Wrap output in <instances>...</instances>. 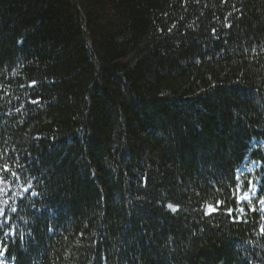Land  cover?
<instances>
[{"label": "trees", "instance_id": "1", "mask_svg": "<svg viewBox=\"0 0 264 264\" xmlns=\"http://www.w3.org/2000/svg\"><path fill=\"white\" fill-rule=\"evenodd\" d=\"M261 200L264 0H0V264H264Z\"/></svg>", "mask_w": 264, "mask_h": 264}, {"label": "snow or ice", "instance_id": "2", "mask_svg": "<svg viewBox=\"0 0 264 264\" xmlns=\"http://www.w3.org/2000/svg\"><path fill=\"white\" fill-rule=\"evenodd\" d=\"M5 171H8L7 168L4 169ZM251 183V182H249ZM25 191H27V189H25ZM255 194V192L253 191V195ZM250 198L247 195L244 196H238L237 198V203H243L244 201H248ZM261 204H264V200L260 201ZM224 203L223 201H217L215 205H209L208 206V210L205 212V215H212L213 213H216L219 209L221 204ZM175 211V209H173ZM252 211H256V209H251ZM13 211H15V209H13ZM233 211H238L241 214L244 213V208L240 207L238 209H232V208H228L227 209V215L228 216H232ZM0 214H2V212H0ZM234 222H240V217H234Z\"/></svg>", "mask_w": 264, "mask_h": 264}, {"label": "rangeland", "instance_id": "3", "mask_svg": "<svg viewBox=\"0 0 264 264\" xmlns=\"http://www.w3.org/2000/svg\"><path fill=\"white\" fill-rule=\"evenodd\" d=\"M248 184H251V185H252V186H251V190H250V192L245 193V194H242L241 196L247 195V196L250 198L249 200H251V199L254 198L255 195H256V188L253 186L252 183H248ZM253 191L255 192L254 195H253ZM249 200H248V201H249Z\"/></svg>", "mask_w": 264, "mask_h": 264}]
</instances>
